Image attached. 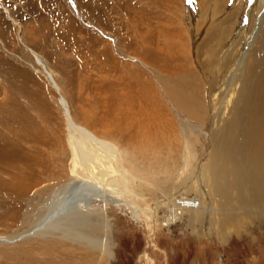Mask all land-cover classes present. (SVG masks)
<instances>
[{
	"label": "rangeland",
	"instance_id": "obj_1",
	"mask_svg": "<svg viewBox=\"0 0 264 264\" xmlns=\"http://www.w3.org/2000/svg\"><path fill=\"white\" fill-rule=\"evenodd\" d=\"M263 17L264 0H0V264H264V195L246 175L249 161L222 163L244 169L236 178L223 171L218 182L213 171L243 85L234 82L225 98L234 63L211 66L196 49L204 30L228 18L234 29L219 54L235 62L249 51L251 83ZM61 96L93 138L71 128ZM186 98L198 103L195 114ZM145 111L154 149L140 165ZM83 181L120 202L94 200L87 213L108 224L101 237L110 258L60 232L29 236L46 205L64 201L65 185ZM183 197L200 210L168 223Z\"/></svg>",
	"mask_w": 264,
	"mask_h": 264
},
{
	"label": "bare ground",
	"instance_id": "obj_2",
	"mask_svg": "<svg viewBox=\"0 0 264 264\" xmlns=\"http://www.w3.org/2000/svg\"><path fill=\"white\" fill-rule=\"evenodd\" d=\"M205 3L203 5H205ZM214 3H217V1H215ZM216 13H218V11H216ZM210 18L211 16H209V19ZM227 19H225L224 22H221V20L218 21L217 23L215 22L216 25L209 27L208 30L206 31L204 30L203 35H205V37L201 41L200 45L196 41L198 43L196 47L197 50H199L200 48L202 49L204 48L206 49V52H208L209 54L208 58L209 60H211V66L219 65V62H221L223 65H229L231 61L234 63V68H233L234 70L232 72L231 77L229 78V81L227 82V84L229 83L228 84L229 89L227 90L228 92L225 98H227V96L229 95L230 88L232 87V84L234 82L239 80L241 81L240 82L241 85H243L242 90L240 89V92L238 93V101L234 105V111H233L234 116L231 118L229 125H227V127L221 133L219 139H217L215 149H213L214 150L213 171L216 174L215 179L218 182L222 181L221 175L218 174H221L223 171L225 175H229L230 173L227 172L232 171L231 176L236 178L238 175L245 174L243 173L244 169L238 171L236 170L237 167H235L234 169L232 168L231 171H229L228 170L229 168L225 169V166H223L222 163H227L228 161L229 164L234 165L236 163L237 157L241 158V160L245 158L249 161V169H248L249 174L246 175H249L254 179L253 181L255 183V188H257L264 195V66H263L264 42L257 49L256 54L253 56L252 63L249 64L247 68L248 71L250 72V73L248 72V74H250L253 77L250 83V81L246 78L245 75V66H246L245 63L249 51L245 52L246 50L244 49L241 51V53L239 52V56L237 55V60L235 62L234 60H232V57L230 56V55L233 56L232 53L229 54V52H225L226 55L223 56L224 58H222V56L219 54V52H221L224 49L227 35H229L234 29V26L233 28L227 27L229 25L228 24L229 22L226 21ZM263 21H264V17L261 19V22ZM223 27H226V29ZM199 30H201L200 26H198L197 28L198 34H199ZM244 33H246V31H244ZM255 37H257V35H255ZM260 38H262V36ZM219 56H220V60H222L223 62L219 60ZM210 81L212 85L213 80ZM247 81H249L252 87L251 101L248 94L246 95L247 93L246 91L249 88V87L247 88ZM53 83L58 93L60 94L57 85L55 84L54 81ZM186 99L188 100L187 105L189 106L190 113L195 114L194 110L195 108H197L196 104L198 103H195V100L193 98H186ZM60 101H61V105L64 108L67 120L69 121V124L72 125V126L70 125L71 128L72 129L75 128L81 133L87 135L88 137L93 138L94 136L90 131H88L86 128L82 126L77 125L72 120L68 108L66 106V102L62 96L60 98ZM250 104L252 106L251 109L249 110L248 106ZM202 106L203 105L201 104V108ZM198 107L200 109V106ZM203 110L206 113V107ZM224 111H225V106H222L219 110V114L222 115ZM140 112L138 114H140ZM204 115L200 113L196 118L202 117ZM143 117H144L143 120H141L137 124L138 135L134 147V160L136 164H140L142 162L141 160L144 159V157H148L151 151H153L154 149L152 147L153 143L150 142V140H148L150 135L148 132L149 128H147V126H149L150 123H152L150 126L153 127L154 119L150 117L146 113V111ZM141 169L142 168H138V170ZM206 173L208 172H205V174ZM242 179L243 177H241L240 180L238 179L240 185L242 183ZM244 179L248 183L247 177L244 176ZM69 183L64 187V190H69L65 194L64 201L58 204L49 202L46 205V209H47L46 213L40 216V218L37 219V221L33 224V227L29 232V236L46 237L47 235H52L55 232L56 233L60 232L61 235L67 238L68 240L72 238L73 241H77L79 244H84L86 245L87 248H90L95 252H99L100 254L105 255L108 258L112 257L110 241L107 238L101 237V234L103 232L105 234L108 233V229H109L108 224L92 221L90 219V216H87L88 215L87 213L90 211L91 203L94 200L101 201L104 205L114 204L115 206H119V207L121 206L120 202L114 198V196L110 193L107 186L105 187L101 185L99 186V185H95V183L92 184L93 182H86V181L78 182L75 183L74 185L72 183L73 186H71L70 185L71 183L70 184ZM198 184H199L198 187L202 191V194L206 195L207 191L203 186V184L201 182H198ZM220 184L221 183L219 184L216 183V185L218 186H220ZM73 195H77V196L74 197ZM173 206H174L173 210L172 211L170 210L171 211L170 217L167 219L168 223L176 222L177 220L181 219L180 217L181 210L182 211L190 210L191 212L193 211V213L200 210L199 208L200 205L195 200L184 197L180 199L178 203L176 202L175 204H173ZM206 213H207L206 217H208L207 223H209V220L213 214V210L211 208H208L206 209Z\"/></svg>",
	"mask_w": 264,
	"mask_h": 264
},
{
	"label": "snow or ice",
	"instance_id": "obj_3",
	"mask_svg": "<svg viewBox=\"0 0 264 264\" xmlns=\"http://www.w3.org/2000/svg\"><path fill=\"white\" fill-rule=\"evenodd\" d=\"M189 2H191V0H189Z\"/></svg>",
	"mask_w": 264,
	"mask_h": 264
}]
</instances>
